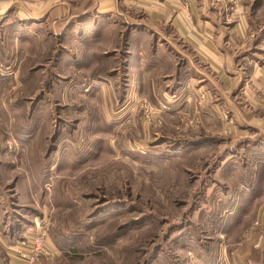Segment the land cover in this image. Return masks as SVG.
<instances>
[{"label": "rangeland", "instance_id": "374dc122", "mask_svg": "<svg viewBox=\"0 0 264 264\" xmlns=\"http://www.w3.org/2000/svg\"><path fill=\"white\" fill-rule=\"evenodd\" d=\"M238 4L258 41L264 1ZM25 33L0 27V264L41 217L56 255L38 264H264V149L233 139L205 90L173 100L124 65L115 86L64 81L61 39Z\"/></svg>", "mask_w": 264, "mask_h": 264}, {"label": "crops", "instance_id": "0c3cea01", "mask_svg": "<svg viewBox=\"0 0 264 264\" xmlns=\"http://www.w3.org/2000/svg\"><path fill=\"white\" fill-rule=\"evenodd\" d=\"M233 1L0 0V27L18 24L27 32L24 43L31 33L38 39L49 28L61 39L54 64L70 73L64 81L90 77V87L115 86L124 65L130 84L136 76L133 86L145 70L161 75L155 79L171 84L166 92L173 100L189 85L188 103L205 90L208 114L227 117L233 139L252 142L251 150L264 149V35L253 42L249 18L240 0ZM32 227L9 238L7 251ZM8 256L7 264H23L9 251ZM232 261L245 264L235 257Z\"/></svg>", "mask_w": 264, "mask_h": 264}, {"label": "built area", "instance_id": "2783aa9c", "mask_svg": "<svg viewBox=\"0 0 264 264\" xmlns=\"http://www.w3.org/2000/svg\"><path fill=\"white\" fill-rule=\"evenodd\" d=\"M49 240L50 227L46 218L41 217L36 219L31 233L10 245L8 251L12 258L21 261L23 264H38L40 259L52 258L56 255V251L50 248Z\"/></svg>", "mask_w": 264, "mask_h": 264}]
</instances>
